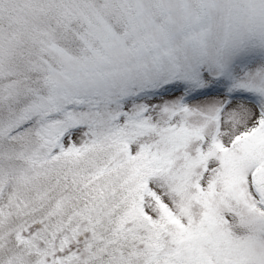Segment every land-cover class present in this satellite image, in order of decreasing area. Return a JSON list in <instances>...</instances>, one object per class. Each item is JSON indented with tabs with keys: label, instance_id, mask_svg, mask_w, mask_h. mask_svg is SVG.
<instances>
[{
	"label": "snow or ice",
	"instance_id": "obj_1",
	"mask_svg": "<svg viewBox=\"0 0 264 264\" xmlns=\"http://www.w3.org/2000/svg\"><path fill=\"white\" fill-rule=\"evenodd\" d=\"M264 0H0V264H264Z\"/></svg>",
	"mask_w": 264,
	"mask_h": 264
},
{
	"label": "trees",
	"instance_id": "obj_2",
	"mask_svg": "<svg viewBox=\"0 0 264 264\" xmlns=\"http://www.w3.org/2000/svg\"><path fill=\"white\" fill-rule=\"evenodd\" d=\"M258 60H261V61L264 62V56H262V55L259 53V51H252V52L248 53V54L244 57L242 63L252 65V64L256 63V61H258Z\"/></svg>",
	"mask_w": 264,
	"mask_h": 264
},
{
	"label": "rangeland",
	"instance_id": "obj_3",
	"mask_svg": "<svg viewBox=\"0 0 264 264\" xmlns=\"http://www.w3.org/2000/svg\"><path fill=\"white\" fill-rule=\"evenodd\" d=\"M261 62H263V61L258 60V61H256V63L252 64V66H256V65L260 64Z\"/></svg>",
	"mask_w": 264,
	"mask_h": 264
}]
</instances>
